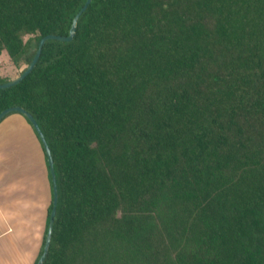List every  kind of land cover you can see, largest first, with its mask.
Here are the masks:
<instances>
[{
    "label": "trees",
    "instance_id": "obj_1",
    "mask_svg": "<svg viewBox=\"0 0 264 264\" xmlns=\"http://www.w3.org/2000/svg\"><path fill=\"white\" fill-rule=\"evenodd\" d=\"M85 2L0 0V55L20 76ZM12 107L53 160L43 264H264V0H91ZM14 114L46 172L37 264L51 175Z\"/></svg>",
    "mask_w": 264,
    "mask_h": 264
},
{
    "label": "crops",
    "instance_id": "obj_2",
    "mask_svg": "<svg viewBox=\"0 0 264 264\" xmlns=\"http://www.w3.org/2000/svg\"><path fill=\"white\" fill-rule=\"evenodd\" d=\"M3 138L11 141L4 149L6 153H0V240L4 239L3 243L11 247L1 254L10 257L13 247L18 251V246H36L35 241L25 243L24 239L32 227L40 226L41 218L44 223L45 196L40 195V201L35 202L32 178L36 162H42L39 161L42 151L26 121L16 114L7 117L0 124V142ZM48 194L47 188L46 200ZM35 251L36 248L33 255Z\"/></svg>",
    "mask_w": 264,
    "mask_h": 264
},
{
    "label": "rangeland",
    "instance_id": "obj_3",
    "mask_svg": "<svg viewBox=\"0 0 264 264\" xmlns=\"http://www.w3.org/2000/svg\"><path fill=\"white\" fill-rule=\"evenodd\" d=\"M18 71H15L13 69L12 64H10L8 58L5 55H0V75L2 77H11L15 79V76L18 77L17 75ZM2 128V126H1ZM3 133V132H2ZM11 140H9V138H3L0 142V153H6V151L4 150L5 147H7V142H9ZM38 149V148H36ZM38 151V150H37ZM39 161H42V156L41 154H39ZM45 168L43 163L41 162L38 163L36 162L35 168H34V175L32 180L34 181V197H35V202L38 203L41 199L40 195L45 196V200H44V208H43V216L45 217L46 214V210L45 208L48 206L49 202L48 200H46V195H47V182H46V176H45ZM43 184V185H42ZM15 196V195H14ZM5 202V198L3 199ZM18 209V208H17ZM37 211V209H36ZM41 224L38 227V225H35V227H32V229L29 231L27 238L24 239L25 243H30L32 241L36 242V246L34 245V247H32V245H24V246H18V251L13 247L12 250V255L9 256H5L1 254V252L3 251H8L7 249H11V247H8L5 243H3V241H5L4 239L0 240V264H32L33 259L36 256V252L37 249L41 242V236H42V232H43V227H44V223L43 220L41 218L40 220ZM36 238V240H35ZM36 248L35 254H32L33 249ZM28 260V261H27Z\"/></svg>",
    "mask_w": 264,
    "mask_h": 264
},
{
    "label": "water",
    "instance_id": "obj_4",
    "mask_svg": "<svg viewBox=\"0 0 264 264\" xmlns=\"http://www.w3.org/2000/svg\"><path fill=\"white\" fill-rule=\"evenodd\" d=\"M91 2V0H86L84 6L82 7V9L78 12V14L74 17L73 21H72V25L69 31V35L68 37H61V36H54V35H48L44 38H42L38 44V49L37 52L33 58V60L31 61L30 65L26 68V70L18 77H16L15 79H13L12 81L8 82V83H4V84H0V89H5V88H9L12 86L17 85L18 83H20L27 75L30 74V72L32 71V69L34 68L40 54H41V50L42 47L45 45V42L47 40H56V41H60V42H70L72 41L74 35H75V31H76V24L78 21V18L80 16V14L86 9L87 5ZM10 113H18L20 115H22L25 119H27L29 121V123L31 124V126L33 127V129L35 130L36 134L38 135L39 140L41 141L44 151H45V155L47 157V162H48V166H49V172L51 175V183H52V209L50 212V216H49V223L47 226V233L45 236V242H44V246H43V251L41 256L39 257L37 264H43L46 255L48 253V249L50 246V242H51V236H52V230H53V223H54V218L56 215V206H57V201H58V195H57V185H56V177H55V173H54V167H53V160H52V156H51V152L50 149L45 141L44 135L42 134L41 130L39 129V126L37 124V122L35 121V119L29 114L27 113L24 109L20 108V107H12V108H8L6 110H4L3 112L0 113V121L8 114Z\"/></svg>",
    "mask_w": 264,
    "mask_h": 264
}]
</instances>
